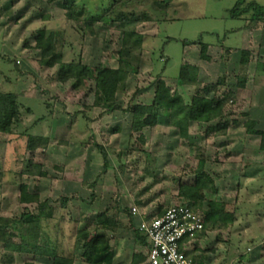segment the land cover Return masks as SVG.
Listing matches in <instances>:
<instances>
[{"label": "rangeland", "instance_id": "374dc122", "mask_svg": "<svg viewBox=\"0 0 264 264\" xmlns=\"http://www.w3.org/2000/svg\"><path fill=\"white\" fill-rule=\"evenodd\" d=\"M2 1L0 82L7 92L21 91L23 128L12 135L0 133V217H20L37 210V202L21 198L22 184L28 185L31 193L40 191L41 199L50 198L56 207V220L42 224V240L54 246L58 241L75 246L79 256L75 264H83L78 230L104 211L115 218L119 208L122 211L115 237L121 246L114 247L117 253L133 259L137 252L145 255L147 246L136 241L137 252L130 248L136 239V224L125 209H168L179 202L180 184L193 183L196 172L203 170L218 188L216 192L208 190L207 198L226 203L237 221L222 230H209L191 249L195 246V254L204 257L206 264H264V170H258L264 165V157L257 153L261 151L260 136L250 139L252 134L245 126L253 119L258 122L256 128L264 130V115L257 102L264 78H258L257 73L259 47L253 46L251 63L245 67L238 61L240 52H236L243 42L239 28L249 24L254 9L233 18L231 11L239 0H129L128 8L119 9L120 3L113 7L119 9L114 14L116 22L85 26L80 20L98 10V5L113 0H77L88 9L82 10L79 21L68 19V0ZM254 1L264 9V0H245L242 8ZM124 13L141 19L133 27L145 36L140 52H136L138 72L130 71L125 90L105 101L97 97V76L104 66L120 64L123 32L117 26ZM42 29L61 33L63 44L60 42L57 49L63 53L64 62H74L73 77L66 82L59 78V65L49 68L38 63L41 51L35 46ZM203 43L209 45L210 60L201 57ZM233 53L234 62L229 64ZM185 63L198 66L202 85L216 83L225 75L227 84L208 96L221 97L235 90V103L227 113L230 121L238 123L225 135L208 136L209 124L192 122L190 138L185 139L163 118L142 130L143 142L140 133L132 132V112L107 108L152 104L159 79L190 103L197 86L177 82ZM240 76L251 79L246 82L248 89L238 87ZM27 134L39 136L33 152L28 150ZM48 137L49 142L44 141ZM102 148L108 155L107 165ZM39 162L46 176L26 174L29 163ZM60 197L70 198L62 210L61 202H56ZM60 228L65 239L59 237ZM2 246L0 242V264L53 261L19 253L8 263Z\"/></svg>", "mask_w": 264, "mask_h": 264}, {"label": "trees", "instance_id": "16d2710c", "mask_svg": "<svg viewBox=\"0 0 264 264\" xmlns=\"http://www.w3.org/2000/svg\"><path fill=\"white\" fill-rule=\"evenodd\" d=\"M54 2L55 0H49ZM129 1V0H128ZM165 2V0H161ZM239 0L231 11V17L239 18L241 14L247 12L248 8L254 9L251 21L264 20V9L257 2H251L250 7L242 8V2ZM132 1L113 0L111 4L98 5L99 8L95 12L90 11L86 18L80 20L79 15L82 10L87 7L84 3L77 4V0H68L65 5L68 9L67 16L70 21H81L85 26L93 23H110L114 18V14L120 8H128ZM109 3V2H108ZM117 3L119 9H113ZM88 10V9H87ZM242 12V13H240ZM243 15V14H242ZM139 17H128L124 13L120 23L117 26L123 32V47L120 54V64L118 67L106 65L99 70L97 76V97L105 101L114 98L119 91L125 90V80L130 71L138 72L137 53L140 52L143 39L145 36L136 31L135 24ZM116 22V21H114ZM130 26V28H129ZM132 26V27H131ZM36 48L41 51V59L39 64L49 68L60 66L59 78L66 82L73 77V63L63 61V53L58 51L57 45L63 44L61 33L53 30L42 29L38 32L36 38ZM209 45L201 44V57L204 60H210L208 53ZM251 51L245 49L242 51L241 64L245 67L250 63ZM18 65V64H16ZM248 81L246 76H240L238 79V87L245 88ZM177 82L179 85L192 84L196 85V93L192 96L191 102L182 101L178 91L169 87L166 81L159 79L156 83V96L154 102L150 105L136 104L131 107H123L120 105L107 106L109 109H118L130 111L133 113V134L140 133L141 139L144 142L142 130L148 126H153L160 123V119L166 118L167 125L175 127L178 134L185 139L190 138V124L206 123L209 124L207 135H225L232 124H237V120L230 121L227 110L230 105L235 103V90L226 91L221 97L208 96L207 94L215 93L220 86L227 84V78L221 76L216 83H208L202 85L200 81L198 66L191 63L182 65L178 75ZM19 95L14 92H7L0 88V133L12 135L18 132L23 127V113L19 103ZM31 98V96H29ZM182 103L178 105V101ZM31 109V108H30ZM258 122L253 119H248L245 123L247 132L252 135H258L261 138L260 149L264 151V130L257 129ZM26 134L25 131H22ZM28 135V150L33 152L37 149L39 136L33 134ZM49 137L44 141L49 142ZM105 156L106 165L108 164V155L105 149L102 148ZM43 164L34 163L27 165L26 174L33 176H46L43 171ZM2 174V170L0 171ZM21 198L23 200H33L37 202L36 211H26L20 217H0V242L6 254L8 263L14 261V256L19 253L34 254L52 258L51 264H75L79 256L76 254V248L73 245L66 246L62 241L54 246L49 240H42V224L45 221H54L55 219V203L53 200H41L39 194H34L29 191L26 184H22ZM208 190L218 191L215 180L206 171L196 172L195 181L193 183H183L179 187V202L177 205L187 206L192 211L197 212L202 218L204 229L196 234V238L204 237L209 230H222L227 226H232L237 221L235 212L229 211L226 203L217 201L216 199H208L206 192ZM56 202H61V210L65 209L70 201L68 197H60ZM205 201H208V206H205ZM158 210L147 215L146 220L150 221L155 217L162 216L165 211ZM119 208L115 213V218L111 217L108 212L104 211L97 214L91 222L78 230L76 239H81L83 242L84 253L80 256L83 264H114L116 255L115 248L112 244V238L116 235L118 227ZM129 214L131 209H125ZM130 214V215H131ZM89 221V219H88ZM59 237L64 238V231L60 228ZM20 239L16 242L15 239ZM65 239V238H64ZM136 240L143 246H148L147 235L141 229L136 230ZM191 240L186 237L181 243V249L185 254L194 260L195 264L204 263V257H198L195 254L196 247L186 249V244ZM249 253L244 255V258ZM148 260V255L137 252L134 254L132 264H142Z\"/></svg>", "mask_w": 264, "mask_h": 264}, {"label": "built area", "instance_id": "2783aa9c", "mask_svg": "<svg viewBox=\"0 0 264 264\" xmlns=\"http://www.w3.org/2000/svg\"><path fill=\"white\" fill-rule=\"evenodd\" d=\"M138 209L133 208L136 214ZM140 229L149 241L147 264H195L181 249L186 237V249H191L196 234L204 229L203 218L187 206L173 205L162 216L145 219Z\"/></svg>", "mask_w": 264, "mask_h": 264}, {"label": "crops", "instance_id": "0c3cea01", "mask_svg": "<svg viewBox=\"0 0 264 264\" xmlns=\"http://www.w3.org/2000/svg\"><path fill=\"white\" fill-rule=\"evenodd\" d=\"M3 1H5V0H3ZM3 1H2V4H3ZM239 31H240V33L243 36V42L241 44L242 48L241 47L236 48L237 49L236 52H240V57H239L238 61H239V63L241 62L242 51L243 50H245V49L250 50L251 51V55H252L253 46L256 45L257 47H259L258 51H257V55H258V58L261 60L262 63L258 59V69H257L258 71H257V73H258V78L260 77L261 79H263L264 78V20H255V21L249 20V24H246L242 29L240 27ZM231 48H233V47H231ZM235 54L236 53L231 54V59H230L229 64L234 62V61L232 62V60H233L232 57ZM222 60H224V58ZM217 61L219 62V60H217ZM17 62H19V61H17ZM0 75H1V71H0ZM250 77L252 78L253 75L249 74V78ZM7 80H8V78H7ZM250 81H251V79L248 82H250ZM11 82L15 83V82H13V80ZM15 84H18V81ZM2 86L3 85L0 82V88H2ZM241 89H243V90L244 89H248V84H246L245 88H241ZM14 93H17L19 96H21L20 94H22L21 91H19V88L18 89L16 88V91ZM258 97L259 98H258L257 102H258V105L261 106V109H262L261 115H264V85L259 86ZM255 119H257V117H255ZM249 137L251 139L252 137L255 138V137H258V136L249 135ZM259 149H260V146H259ZM257 153L262 155L261 157H264V151L263 150H261L260 152H257ZM263 166L262 165L258 166V170H259V168H261V169L263 168V170H264ZM258 173H260V171H258ZM34 194H39L40 198H42L40 191L37 192V193L34 192ZM46 199H50V198H46ZM46 199H44V200H46ZM134 207H136L138 209L136 214L133 212V209H131V212H133L132 213V215H133L132 218H133V220H134V222L136 224V230H137V229H140L141 225L145 222V219H146L147 215L151 214L154 211L146 209V208H144V209L142 208L141 209V207L139 208L138 206H134ZM113 237H114V240H113V243H112L113 246L115 244L116 246L120 247L121 246V240L119 238L116 240V237L115 236H113ZM199 239H200V241L202 240L201 238H199ZM199 239H196L195 241H198ZM136 241L137 240L135 239V242H134L135 244L132 243V242L129 244L131 249L133 248L135 250V247H137ZM131 244H133V245L131 246ZM147 244H148V246L146 248V254L145 255H148V252H149V241H147ZM137 250L138 249H136L135 252H137ZM115 251H116V248H115ZM132 261H133L132 258L127 259L126 257L122 256V254L116 252V255H115V258H114V264H132ZM147 261L144 262V264H147ZM204 264H206V263H204Z\"/></svg>", "mask_w": 264, "mask_h": 264}]
</instances>
